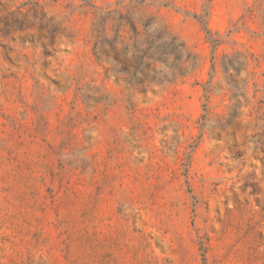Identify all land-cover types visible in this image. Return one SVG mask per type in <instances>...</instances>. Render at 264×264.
I'll return each mask as SVG.
<instances>
[{
  "label": "rangeland",
  "instance_id": "obj_1",
  "mask_svg": "<svg viewBox=\"0 0 264 264\" xmlns=\"http://www.w3.org/2000/svg\"><path fill=\"white\" fill-rule=\"evenodd\" d=\"M0 264H264V0H0Z\"/></svg>",
  "mask_w": 264,
  "mask_h": 264
},
{
  "label": "trees",
  "instance_id": "obj_2",
  "mask_svg": "<svg viewBox=\"0 0 264 264\" xmlns=\"http://www.w3.org/2000/svg\"><path fill=\"white\" fill-rule=\"evenodd\" d=\"M119 13V12H117ZM123 25L129 26L132 34L128 37V41L124 36H121L119 30ZM143 30L138 31L134 21L119 13L116 17V45L121 54L126 52L131 53V57L135 60L134 72L130 75L128 83L131 85L140 84L141 79L135 76L136 71H141L144 66V60H150L152 63H157L159 67L169 69L171 76L163 72L161 68L157 71L153 70L149 80L152 82L173 81L178 76H183L186 73V65L195 67L197 58L191 56L190 51L182 42H178L177 37L170 35L167 31H163L153 27L150 21L142 24ZM144 36L140 39V36ZM131 41V42H130ZM118 55L116 53V60ZM227 71L232 68L234 71L238 69L229 62L223 65ZM125 66L116 69L117 72H123Z\"/></svg>",
  "mask_w": 264,
  "mask_h": 264
}]
</instances>
